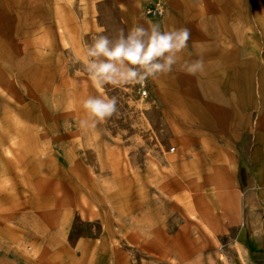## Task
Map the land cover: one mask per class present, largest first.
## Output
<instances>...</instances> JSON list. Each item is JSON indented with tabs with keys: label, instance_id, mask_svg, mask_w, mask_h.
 <instances>
[{
	"label": "rangeland",
	"instance_id": "374dc122",
	"mask_svg": "<svg viewBox=\"0 0 264 264\" xmlns=\"http://www.w3.org/2000/svg\"><path fill=\"white\" fill-rule=\"evenodd\" d=\"M169 1L0 0V264H255L220 194L242 151L189 116L179 79L97 87L82 62L98 35L172 27ZM89 96L118 111L82 127ZM242 192L255 227L264 189Z\"/></svg>",
	"mask_w": 264,
	"mask_h": 264
},
{
	"label": "crops",
	"instance_id": "0c3cea01",
	"mask_svg": "<svg viewBox=\"0 0 264 264\" xmlns=\"http://www.w3.org/2000/svg\"><path fill=\"white\" fill-rule=\"evenodd\" d=\"M254 2L258 8L250 19L238 13V0H170L175 19L166 31L186 27L191 38L167 77L181 81L189 116L204 118L207 128L216 127L217 133L228 137L229 143L218 149L242 151L235 161L227 162L223 156L220 164L228 167L219 179L225 183L220 194L230 196L232 205L223 210L228 219L225 226L235 225L247 234L253 229L244 243L245 259L264 264V220L252 227L248 220L252 207L239 204L242 190L264 189V0ZM201 56L203 71L190 75L179 70L185 60ZM174 94L166 92L169 104H176L177 99L170 98ZM197 162L195 166L204 165Z\"/></svg>",
	"mask_w": 264,
	"mask_h": 264
},
{
	"label": "clouds",
	"instance_id": "9594fccd",
	"mask_svg": "<svg viewBox=\"0 0 264 264\" xmlns=\"http://www.w3.org/2000/svg\"><path fill=\"white\" fill-rule=\"evenodd\" d=\"M104 30L101 29V32ZM191 32L188 28L162 31L159 24L149 23L133 26L127 34L121 30L113 40L98 35L87 46L82 62L89 78L97 87L111 85H143L148 78L171 73L180 62V54L187 48ZM202 56L185 60L180 71L195 75L203 71ZM116 97L89 96L83 101L86 118L81 119L84 128L95 127L97 123L112 117L117 111Z\"/></svg>",
	"mask_w": 264,
	"mask_h": 264
},
{
	"label": "built area",
	"instance_id": "2783aa9c",
	"mask_svg": "<svg viewBox=\"0 0 264 264\" xmlns=\"http://www.w3.org/2000/svg\"><path fill=\"white\" fill-rule=\"evenodd\" d=\"M146 91L144 90L143 93H145Z\"/></svg>",
	"mask_w": 264,
	"mask_h": 264
}]
</instances>
